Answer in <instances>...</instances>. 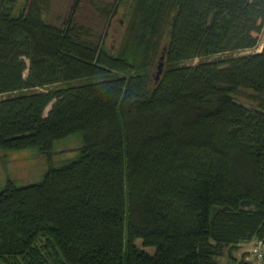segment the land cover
Segmentation results:
<instances>
[{
  "label": "trees",
  "instance_id": "obj_1",
  "mask_svg": "<svg viewBox=\"0 0 264 264\" xmlns=\"http://www.w3.org/2000/svg\"><path fill=\"white\" fill-rule=\"evenodd\" d=\"M78 2L59 27L48 1L0 0V150L48 163L0 185V264H223L264 243V48L234 56L259 45L264 0H134L113 52Z\"/></svg>",
  "mask_w": 264,
  "mask_h": 264
},
{
  "label": "rangeland",
  "instance_id": "obj_2",
  "mask_svg": "<svg viewBox=\"0 0 264 264\" xmlns=\"http://www.w3.org/2000/svg\"><path fill=\"white\" fill-rule=\"evenodd\" d=\"M14 14L18 15L31 0H12ZM50 3L49 10L45 13L46 21L50 24L62 27L74 9L77 0H45ZM110 8L113 13L112 19L105 16V10ZM134 0H80L78 8L75 11V21L81 26L91 27L95 33V38L101 36L103 48L107 51H116L125 35L127 23L130 20ZM264 48V29L261 33L259 45L251 50L242 51L234 56L251 55L262 52ZM224 56L211 57V60ZM208 59V60H210ZM205 59H195L189 61V65H196ZM27 74V73H26ZM154 80V79H153ZM55 89V87L38 88L40 91ZM16 95V94H15ZM10 95L0 96V99L7 98ZM255 93L251 90H241L235 98L237 101L249 107H258L259 102H255L253 97ZM47 109L46 114L50 111ZM73 139V138H71ZM71 139L58 142L55 145L54 167H59L75 159L78 156L76 146ZM48 168L47 159L39 156L33 150L22 152H7L0 150V185L5 181L14 179L16 182L32 183L38 181Z\"/></svg>",
  "mask_w": 264,
  "mask_h": 264
},
{
  "label": "crops",
  "instance_id": "obj_3",
  "mask_svg": "<svg viewBox=\"0 0 264 264\" xmlns=\"http://www.w3.org/2000/svg\"><path fill=\"white\" fill-rule=\"evenodd\" d=\"M255 240L250 243H245L240 248L233 252V258L227 260L223 258L221 262L223 264H250L253 259L252 250L255 245Z\"/></svg>",
  "mask_w": 264,
  "mask_h": 264
},
{
  "label": "built area",
  "instance_id": "obj_4",
  "mask_svg": "<svg viewBox=\"0 0 264 264\" xmlns=\"http://www.w3.org/2000/svg\"><path fill=\"white\" fill-rule=\"evenodd\" d=\"M253 259L251 264H264V243L257 240L252 250Z\"/></svg>",
  "mask_w": 264,
  "mask_h": 264
},
{
  "label": "water",
  "instance_id": "obj_5",
  "mask_svg": "<svg viewBox=\"0 0 264 264\" xmlns=\"http://www.w3.org/2000/svg\"><path fill=\"white\" fill-rule=\"evenodd\" d=\"M165 51H166V48L163 52V55L161 56V60L159 62V65H158V70H157V75H156V81H158L163 73V69H164V59H165Z\"/></svg>",
  "mask_w": 264,
  "mask_h": 264
}]
</instances>
